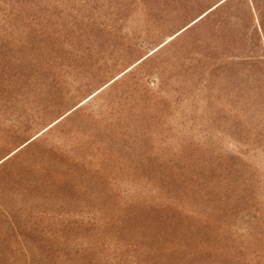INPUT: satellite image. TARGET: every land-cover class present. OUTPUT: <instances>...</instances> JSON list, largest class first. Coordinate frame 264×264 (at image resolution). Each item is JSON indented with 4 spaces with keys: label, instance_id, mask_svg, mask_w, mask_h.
Instances as JSON below:
<instances>
[{
    "label": "rangeland",
    "instance_id": "374dc122",
    "mask_svg": "<svg viewBox=\"0 0 264 264\" xmlns=\"http://www.w3.org/2000/svg\"><path fill=\"white\" fill-rule=\"evenodd\" d=\"M0 264H264V0H0Z\"/></svg>",
    "mask_w": 264,
    "mask_h": 264
},
{
    "label": "water",
    "instance_id": "95a60500",
    "mask_svg": "<svg viewBox=\"0 0 264 264\" xmlns=\"http://www.w3.org/2000/svg\"><path fill=\"white\" fill-rule=\"evenodd\" d=\"M197 19H199V18H197ZM197 19H196V20H197ZM196 20H195V21H196Z\"/></svg>",
    "mask_w": 264,
    "mask_h": 264
}]
</instances>
